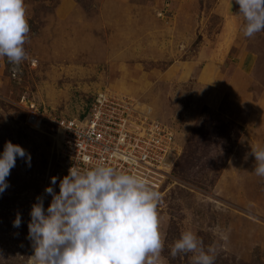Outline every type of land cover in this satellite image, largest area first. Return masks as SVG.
Here are the masks:
<instances>
[{
    "label": "rangeland",
    "instance_id": "obj_1",
    "mask_svg": "<svg viewBox=\"0 0 264 264\" xmlns=\"http://www.w3.org/2000/svg\"><path fill=\"white\" fill-rule=\"evenodd\" d=\"M24 4L29 58H0V152L11 141L31 161L17 158L0 194V264H28L31 206L42 196L47 208L50 178L58 192L75 165L55 125L88 115L99 93L123 104L129 133H167L145 177L160 193L161 264H192V253L170 254L186 230L215 246V264H264V177L251 155L264 146V31L244 36L235 0ZM28 100L49 119L28 124Z\"/></svg>",
    "mask_w": 264,
    "mask_h": 264
},
{
    "label": "clouds",
    "instance_id": "obj_2",
    "mask_svg": "<svg viewBox=\"0 0 264 264\" xmlns=\"http://www.w3.org/2000/svg\"><path fill=\"white\" fill-rule=\"evenodd\" d=\"M235 3L245 37L264 31V0ZM29 32L24 0H0V58L17 65L26 61ZM251 155L255 174L264 177V146H252ZM17 158L30 166V154L6 141L0 152V194L9 187L7 177ZM57 180L52 176L45 187L51 196L47 208L42 196L31 206L28 239L33 254L28 264H161L160 193L144 178L100 161L87 168L69 167L59 178L58 192L53 188ZM20 225L17 214L13 226ZM216 252L191 230L183 231L170 249L173 257L192 253V264H215Z\"/></svg>",
    "mask_w": 264,
    "mask_h": 264
},
{
    "label": "built area",
    "instance_id": "obj_3",
    "mask_svg": "<svg viewBox=\"0 0 264 264\" xmlns=\"http://www.w3.org/2000/svg\"><path fill=\"white\" fill-rule=\"evenodd\" d=\"M116 102L99 93L90 103V112L85 117L58 120L55 126L60 131L61 144L67 147L75 166L87 168L104 161L123 170H135L136 173L132 174L138 175L139 172L143 177L158 167L156 163L166 151L163 136L167 133L154 132L157 135L150 138L139 136L135 130L129 133L124 126L123 104L118 107ZM22 107L30 125L37 126L46 117L49 119L47 109L41 105L28 100L22 103Z\"/></svg>",
    "mask_w": 264,
    "mask_h": 264
},
{
    "label": "bare ground",
    "instance_id": "obj_4",
    "mask_svg": "<svg viewBox=\"0 0 264 264\" xmlns=\"http://www.w3.org/2000/svg\"><path fill=\"white\" fill-rule=\"evenodd\" d=\"M148 176V173L146 172L142 178L145 179V177Z\"/></svg>",
    "mask_w": 264,
    "mask_h": 264
}]
</instances>
